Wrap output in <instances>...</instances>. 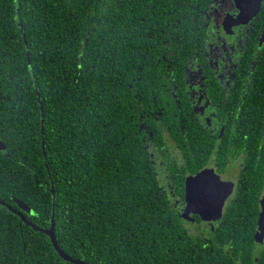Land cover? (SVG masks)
Here are the masks:
<instances>
[{
    "label": "trees",
    "instance_id": "trees-1",
    "mask_svg": "<svg viewBox=\"0 0 264 264\" xmlns=\"http://www.w3.org/2000/svg\"><path fill=\"white\" fill-rule=\"evenodd\" d=\"M208 1L0 0V199L40 227L50 225L53 207L55 237L69 256L264 264V246H253L255 219L245 230L229 223L232 204L219 234L228 247H204L182 232L172 200L181 179L165 160L156 168L165 141L154 106L135 96L152 74L155 34L175 19L181 28L191 21V30L187 6ZM0 264L73 263L0 204Z\"/></svg>",
    "mask_w": 264,
    "mask_h": 264
},
{
    "label": "flooded vegetation",
    "instance_id": "flooded-vegetation-1",
    "mask_svg": "<svg viewBox=\"0 0 264 264\" xmlns=\"http://www.w3.org/2000/svg\"><path fill=\"white\" fill-rule=\"evenodd\" d=\"M263 1L243 23L228 19L239 12L233 0L187 6L194 14L191 30V21L181 28L177 19L160 28L150 50L152 74L135 90V96L154 106L155 128L165 141L163 157H153L156 168L162 166L159 158L165 160L181 179L180 193L172 186V200L182 232L198 236L204 247H228L230 239L219 234L226 227L223 219L230 204L236 210L229 223L245 230L255 219L253 246H264V238L262 243L254 241L264 192ZM203 171L217 175L230 188L214 220L185 210L186 177Z\"/></svg>",
    "mask_w": 264,
    "mask_h": 264
},
{
    "label": "water",
    "instance_id": "water-1",
    "mask_svg": "<svg viewBox=\"0 0 264 264\" xmlns=\"http://www.w3.org/2000/svg\"><path fill=\"white\" fill-rule=\"evenodd\" d=\"M239 9L236 15L229 16L233 23H243L248 21L253 15L257 13L261 6L262 0H233ZM26 43V39L24 38ZM27 61L29 63V51H26ZM40 108L42 109V104L40 103ZM43 114L41 113V116ZM42 121V120H41ZM41 150L42 154L45 155V141L43 138V126L41 125ZM0 148H3V143L0 140ZM231 184V183H229ZM52 186V184H51ZM229 187L224 181H221L219 177L209 172H199L195 176L190 175L186 177L185 181V192L187 198V205L185 207L186 212L193 211L199 212L203 219L214 220L220 217L222 206L225 198L229 194ZM52 193L54 192L53 187H51ZM14 201L17 203L22 211H28L25 203L15 198ZM260 211L257 218V231L254 234V241L256 243H262L264 238V192L260 199ZM0 204L5 206L10 212L19 216V218L25 222L27 225L31 226L34 230L43 232L50 239V242L57 252V254L64 259L73 264H90L82 259L74 258L66 254L57 243L55 233H54V213L52 207V215L50 219V225L48 227H40L35 223L31 222L23 212L19 209L13 208L11 205L6 204L0 199Z\"/></svg>",
    "mask_w": 264,
    "mask_h": 264
}]
</instances>
